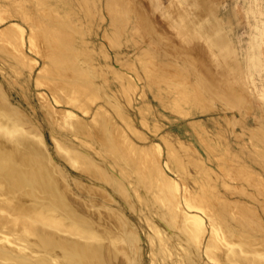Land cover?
I'll return each mask as SVG.
<instances>
[{"label":"bare ground","instance_id":"bare-ground-1","mask_svg":"<svg viewBox=\"0 0 264 264\" xmlns=\"http://www.w3.org/2000/svg\"><path fill=\"white\" fill-rule=\"evenodd\" d=\"M57 1L58 0H55L53 5H51V3L48 5H51V8H56L54 10H57ZM179 1L182 2V4L187 3L188 5L183 8L182 11L176 13V15L171 12L173 14L171 18L172 24L174 23L173 26L176 27L179 32L186 35L185 37L193 38L196 36V38H199L206 44L212 55L215 57L216 65L220 68L218 72H220L223 78V83H219V85L227 83L230 75H233V79L238 77L239 81V76H243L250 79L251 82H254V74L264 71V62H262L260 58L261 50H259L260 42L257 40L258 38L256 36L251 37L247 44V48L245 49L244 61H242L240 60L241 58H238L239 54L227 34V29L224 26L223 21L218 17L213 5L210 3L212 1ZM36 4L44 5L43 3H40L39 0H37ZM63 4H65V2ZM69 7L71 8V6ZM140 7L141 6L139 5L138 8ZM58 8L60 9V7ZM2 9L5 10L4 8ZM73 9L68 11L64 9L66 12H62L65 13L63 17L66 15L65 18H63L65 22L61 21L62 23L64 22L65 26H69V24L72 25L75 20L74 16L78 15ZM17 10L21 16L23 15L25 20H28V36L25 38V30H23V27L16 22H11L2 27L0 29V53L14 59L16 63L19 62V64L21 63L25 66L27 63L31 62L29 57H27L22 50V47L27 43L30 50H35L41 55L40 57L43 58V65L36 73L35 83L38 85L47 84L50 93L57 104H62L59 106H68L67 104H69V102L76 103L79 98L87 100L84 97L89 93L90 95L93 93L100 98L101 104L97 105L94 112H90V108L87 107L89 104H78L77 108H79L82 113H86L85 115L90 116V119H80V117H78V115L72 110L61 108L54 110L48 104L49 101L46 102L47 100H44L42 103V107H44L43 110H45L44 113L48 118V126L51 128L50 134L51 139L53 140L54 151L59 156L58 158L66 165L89 177L90 182L86 183L76 177L68 175L62 166L52 158L51 152L49 151L44 138L42 126L33 121L30 116L18 107V105H13L5 93V89L0 87V264H141L139 234L134 227L135 225H133L132 221L122 211L123 206L121 204L124 203L130 212L140 213L141 207H138L134 201L135 196L142 200L141 204H145L148 214H152L149 212L154 211L155 213H153L156 215L160 213L163 215L166 214V216H168L167 218H170L175 222L178 221L181 225L180 228H182L187 234L186 236H188L191 241L194 240V243L199 247L203 237H201V235L206 229L202 221L203 216L201 217L199 215V212L202 211V209H206L205 206H202L203 208L200 207L202 202L205 201V198L202 195L199 196L197 193H191L186 188L187 186H183L185 187L183 198L188 210L184 211L182 210L184 207H179L178 188L180 186L178 187V183L174 178L169 177V175L165 173L163 166L159 163V158L162 153L161 145L158 142H148V144H143L147 140L144 133L134 127L131 118L129 119L127 115L128 113L126 114L121 104L117 102L112 95L109 93L107 94L106 91H104L103 86L109 85V81L106 79L107 77H104L106 70L103 68L104 66L100 67L94 65V57L91 58L92 55L90 57L89 47L84 46L86 40H83V45H73L74 26L69 28L70 31H63L62 33L58 32L57 17L52 16L49 11L41 10L42 13H39L40 15L36 14L37 16L35 15L36 17H33L29 15L30 13L28 14V11L24 9V6H20ZM118 10L120 9L118 8ZM53 12L55 13L56 11ZM133 12L134 11H132V13ZM138 12L140 11L138 10ZM142 12L144 11L142 10ZM60 13L61 12L59 11V14ZM120 13H122V11ZM122 16L123 17L119 14L115 17L119 26L124 24L125 18H128L127 13L126 16L122 13ZM23 17H21V19H23ZM138 17L140 18V21L143 20L144 24L146 22V25L143 26L145 32L152 30V26L149 24L151 21L147 23V18H145L143 14H140ZM4 19L5 18L0 17V22L4 21ZM114 25L116 26V23ZM118 25L114 30L115 32L118 31L116 34L117 37H120ZM58 26L61 27V25ZM76 26L75 23V27ZM123 26H125V24ZM78 30L79 29L77 28V31ZM260 32L262 38H264V28L260 29ZM77 37H79V34ZM82 39L83 38L80 40ZM118 41L119 40H117V43ZM3 44L11 45L16 50L17 54L10 55L6 48H4ZM111 45L113 47L114 44ZM196 46H198V44ZM199 47L201 46L199 45ZM197 49L200 50V48ZM199 50H197V54H194L195 56H193L196 63L203 55L202 52V55H199ZM145 52L149 53V51H144V53ZM106 54L103 53L102 55L105 59L107 58ZM116 56L119 55L117 54ZM204 56L205 54L203 57ZM203 60L205 59L203 58ZM195 62L193 64V67H195V77H185L184 79L187 81L190 79L195 83L194 89L196 92L193 90L194 93H190L185 90L186 87H184V89L178 87L179 89L176 90V94L178 95V98L180 97V101L189 102L192 98L196 99L194 97H197L198 101L199 99L205 100L202 97H205L203 96L204 93L206 95L208 93L204 91L209 89V93L210 91L213 93L211 96H214V99L220 98L223 100L224 104L228 106L230 105L232 108L233 106H238L240 103L238 102L240 100L238 98L239 96H237L238 94L233 92L234 90L228 91L227 88L224 87H222V89H225L223 92L215 87V92L214 89H212L213 81L211 78L208 79L207 77H202V73L198 71V68L201 67H198L197 65L204 64V61L201 59L202 64L197 65H195ZM107 64L108 63H106V65ZM127 65L132 69V63H128ZM204 65L202 67L205 69ZM11 66L13 70L18 73L20 67L17 65ZM109 66L105 68L108 69ZM148 66L150 67V65ZM163 66L167 65L164 64ZM207 66L209 68L208 62ZM177 67L181 74L185 72L184 68H180L179 65ZM29 69H31V67ZM134 69L135 67L132 70L138 76V73ZM109 70L113 79L120 84L122 90H135L137 87L136 83L133 79L129 78V75H126L128 76L126 77L125 73H123V75L122 72L112 69L111 67H109ZM168 72L169 71H167V73ZM98 74H101L104 78V83L101 82V85L95 81ZM162 74L161 76L158 75L163 78L164 76H162ZM149 75H151V73H149ZM261 79V91H264V78ZM164 80L162 81L164 82ZM184 85H186V83ZM191 88H193L192 85ZM60 92L65 93L66 96L64 97H68V99L65 98L67 102L61 100ZM80 93H85V96L81 95L84 97H79L78 94L80 95ZM95 95L93 97H95ZM192 95H194V97H192ZM91 98L92 97H90V100L92 101ZM262 98H264V95H262ZM90 100H87V102ZM178 100L179 99H177V101ZM172 101H174V99ZM170 105H172V103ZM243 105L244 104L242 103V106ZM174 107L178 108L181 106L179 104ZM144 109L146 110L148 107H144ZM182 109L179 111V108L177 111L182 114L184 113ZM115 116L123 122L126 129L122 128L114 120ZM141 122L143 125L145 124L144 119H142ZM145 125L147 126V124ZM126 130H128V132L141 144L134 142ZM250 134L253 145L257 147L258 150L264 152V120H259V125L255 129H251ZM161 138H163L162 140L166 143V152L164 151L165 161L163 165L173 172H176L177 175L181 174V176H183V173L186 170H184L185 164L180 161L182 158L176 156V150L174 151L175 148L173 149L171 143H169L164 137L161 136ZM205 145L207 146V143H205ZM187 147L188 146L185 148ZM91 152L99 156L101 159H95ZM257 153L259 157L262 155H260L259 152ZM261 157H264V155ZM261 159L262 158L259 160ZM196 163L198 164L197 161ZM261 163L264 162L261 161ZM114 165L120 169V176L116 171L113 172ZM200 165H198V169ZM260 166H264V164H260ZM109 167H112V170ZM124 170H126V174H124L125 172H121ZM254 175L256 176V179L260 180V177H258L259 175ZM95 182L99 184H95ZM153 185H156L157 190L160 191L156 198L167 207V210L164 213V210H161L158 207H153L152 203L154 204V202H150V195L149 198L147 194L145 195L147 190H151ZM141 188L144 189V194L139 192ZM156 192L154 193L156 194ZM154 197L153 194L152 199H154ZM222 205V208H228L230 204L226 201H222ZM155 208H157V210H155ZM227 208L225 209L227 210ZM205 212L206 211H204V213ZM141 213L143 212L141 211ZM211 215L213 216V214ZM236 215L234 216L235 218ZM240 215V218H237L239 220L236 225L238 229L231 225L232 223L230 224L226 221L225 218H227V216L221 215L223 221L222 225H219V227L222 226L224 230L219 229L220 231L216 230L218 227L214 224V218L217 220L219 217L217 218L214 215V218L211 217L208 219L213 226L210 223L212 230H210L209 237L205 242L204 252L211 254L210 249H218L215 242L220 241V244L222 242L225 246V251L220 255H213L214 253H212L213 258L217 260L216 262H221L222 264H264V238H259L261 233L258 237L253 233L256 231L264 233V226H262L264 224H261L259 221L260 219L257 217L256 211L250 209L248 206H241ZM218 216H220V214ZM144 219L146 220V224H148L149 218L145 215ZM151 222L149 224L151 227L150 229L157 234H160L159 227L157 228L158 225L155 226V222H152V224ZM175 222L172 224L175 225ZM176 229L178 230V228ZM165 234L166 233L164 232V235ZM174 235L172 234V236ZM177 237H179L178 234ZM158 238L160 239L159 242H161L159 243V246H161L160 251H169L170 246L167 241L170 240H166L162 236V233L160 236L158 235ZM170 242L172 243V241ZM173 246L172 249L174 248ZM184 247L186 248V245ZM237 247H239L238 250L235 249ZM175 251H177V249H175ZM182 251L183 249L181 252ZM211 251L214 252V250ZM188 252L191 257L190 259L195 257L194 253L191 252V249H189ZM156 253L153 255H156ZM177 253L179 252L177 251ZM182 253L185 254L184 251ZM209 254L206 255L210 256ZM181 256L179 257H184ZM189 256L185 255V258H189ZM162 259L163 257L160 258V260ZM210 260H212V257ZM171 263H173V261ZM173 264H182V262L176 260ZM194 264H199L198 260H196V263Z\"/></svg>","mask_w":264,"mask_h":264},{"label":"rangeland","instance_id":"rangeland-1","mask_svg":"<svg viewBox=\"0 0 264 264\" xmlns=\"http://www.w3.org/2000/svg\"><path fill=\"white\" fill-rule=\"evenodd\" d=\"M39 1L40 3H43L45 7L42 4L37 5L36 4L37 0H17V1L0 0V10H1L0 17L5 18L4 21L0 22V29L11 22H16L23 27V30H25L24 31L25 38H27L29 33V24H28V20L27 19L25 20L23 15L21 16V14L18 13L17 9H19L20 6L21 7L24 6V9L28 11V14L30 13L29 15L33 17L40 15L43 10L49 11L52 16L57 17V31L60 33H62L63 31H70L69 28H72L74 26L72 44L75 46L83 45V40H86L84 46L89 47L90 57L91 55H92L91 58L94 57V61H93L94 65L100 67L104 66L103 68L106 70L104 77L105 78L107 77L106 79H108L109 85L103 86L104 91H106L107 94L109 93L110 95H112L114 99L121 104L126 114L128 113L127 115L129 119L131 118L132 121L131 120L130 121L133 123L134 127L144 133L147 140L143 144H148V142L149 143L158 142L161 145L162 153L159 158L160 159L159 163L161 166H163L165 173L169 175V177L174 178L178 183V187L180 186L178 188L179 189L178 192L180 193V195L178 193V200L180 204L179 207L180 208L181 206L182 208L184 207L182 209L184 211L188 210V208L185 206L186 204L183 198L184 188L186 186H187L186 188L191 193L193 192L197 193L199 196L202 195L205 198V201L202 202L200 207L205 206L207 210L202 209V211L199 212V215L201 217L203 216L202 221L206 229L203 231L201 235V237L202 236L203 237L201 239L199 247H197L196 243H194V240L191 241V239L188 236H186L187 234L182 228H180L181 225L180 223H178V221L175 222L174 220L167 218L168 216H166V214L163 215L162 213L157 214L158 215L157 216L156 214H154L155 213L154 211H153L154 213L149 212L152 214H148V210L146 209L145 204H141L142 200L138 199L136 196L134 197V201L136 202L138 207H141V211L143 212L141 213L140 211L141 214L130 212L126 208L124 203H121L123 206L122 211L132 221L133 225H135L134 227L136 228L139 234L140 249H141V264H152V263L173 264L176 260L181 261L182 264H187L188 261L190 264L192 263L194 264L196 263V260H198L199 264H203V263L222 264L221 262H216L217 260H215V258H213L212 256V253H214L213 255H220L221 253H224L225 246L223 245L222 242L221 244L220 241L215 242V245L218 246V247L216 246L218 249L211 248L210 249L211 254L204 252L205 242L208 239L210 230H212L211 227L213 226L212 223L208 221L209 218L211 217L214 218L215 216L217 218L219 217L217 220L216 218H214L215 219L214 224L216 227H218L216 230L219 229L224 230L222 226L219 227V225H222V221H223L221 215L227 216V218H225L226 221H228L230 224L232 223L231 225L236 227V225L239 222L238 220L240 218L239 216H241L240 215L241 206H248L250 207V209L256 211L257 217L260 219L259 221L261 222V224H264V194H262L264 193V166H260V164H264L261 163V161L264 162V160H262L264 159V157H261L262 155H264V152L258 150V148L253 145V141H251V134H250L251 129H255L259 125V120L260 121L264 120V98H262V95H264V91H261L262 89L261 78H264V76H262L264 75V71L260 70L262 71L261 73L254 74L255 78H254V82L252 81L253 83L251 82L250 79L245 78L243 76H239L240 77V81H239L238 77H235V79H233V75L230 76L228 75L229 78L227 83L219 85V83H223L222 82L223 78L220 72H218L220 68L216 65L215 57L212 55L206 44L199 38H196V36H194L193 38L185 37L186 35L179 32L177 28L173 26L174 23L172 24L171 18L173 14L176 15V13L182 11L183 8L187 7L188 5L187 3L182 4V2H180L179 0H114V1L109 0V2L108 0H64V1L58 0L57 10L59 9L58 7H60L58 12L57 10H54L56 8L54 7L51 8L52 7L51 5H53L55 0L52 1L39 0ZM209 1H212L210 3L213 5V8L215 9L218 17L221 18V20L223 21L224 26L227 29V34L230 37L231 41L233 42V45L235 46L237 53L239 54L238 58L239 59L241 58L240 60L244 61V54L246 51L245 49L247 48V44L251 39V37L256 36L258 38L257 40L260 42V46H259V50H261L260 58L262 62H264V38H262L260 34L261 33L260 29L264 28V0H209ZM64 2L65 4H63ZM50 3L51 5H48ZM60 3L62 6L60 5ZM117 5L120 6L118 7ZM139 5L141 6L140 7L141 9L138 8ZM69 6H71V8ZM113 7L116 8L114 9ZM2 8H4L5 10H3ZM48 8L51 9L49 10ZM69 8L71 10L74 8L73 10L77 12L79 16L78 15L74 16L75 17L74 19L76 21L74 20L72 25L69 24V26L68 25L65 26L64 25L65 21L63 18H65L66 15L63 17L65 13L62 12H66L70 10ZM118 8L120 10H118ZM137 9L140 12H138ZM142 10L144 12H142ZM53 11L56 12L54 13ZM59 11L61 12L60 14ZM121 11L124 16H126V13L128 16V18L127 19L125 18L124 21L125 26H123L124 24H121V26H119L115 19V17H117L119 14L121 15V17H123L122 13H120ZM132 11L134 12L132 13ZM137 14L138 16L140 14H143L145 18H147L146 19L147 23L151 21L149 22V24L150 26H152L151 27L152 30L145 32L143 26L146 25V22L144 21L145 24L143 23V20H141L142 21L141 22ZM21 17H23V19H21ZM61 21L64 22L62 23ZM75 23L77 25L76 27H75ZM115 23L116 26L117 25L119 26L118 30L120 37H117L116 33L118 31L115 32L114 30V28L116 27L114 25ZM58 25H61V27ZM122 26L124 29L122 28ZM77 28L79 29L78 31ZM78 34L79 37H77ZM81 38L83 39L80 40ZM117 40H119L120 42L118 41L117 43ZM111 44H114L113 47ZM197 44L198 46H196ZM5 45L6 44H3L4 48H6V50L9 52L10 55L17 54L16 50L11 45H6V46ZM199 45L201 47H199ZM28 47L29 45L27 43H25V45L22 47L23 53L26 54V56L29 57V59L31 60V62H29L30 64L27 63L25 65L26 67L21 63L19 64V62L16 63L14 59L8 57L7 55L0 53V87L5 89L4 91L13 105L15 106L18 105V107L22 109L28 116H30L33 121L39 123L42 126L44 138L47 147L51 152L52 158L60 166H62L64 171H66L68 175L76 177L82 180L83 182L89 183L90 182L89 177L72 169L58 158L59 156L56 154V152L53 149L54 148L53 140L51 139V134H50L51 128L48 126L49 124L47 121L48 118L47 115L44 113L45 110H43L44 107H42V103L44 100L45 101L47 100L46 102L49 101L48 104L54 110L60 108L68 109L75 112L78 115V117H80V119H84V118L90 119V116L85 115L86 113H82V111L79 108H77V105L82 103H86V105L89 104L87 107L90 108V112L91 111L94 112L97 105L101 104V99L98 98L93 93L91 95L89 93L87 96H85V93L84 94L80 93V95L78 94L79 97L85 96L84 98L87 100H90V97H92L91 98L92 101L90 100L89 102H87V100H83L82 98L81 99L79 98L77 100L78 102L76 103L69 102V104H67L68 106H59L62 104H57L52 94L50 93L47 84L38 85L35 83L36 73L38 72V69H40V67L43 65V58L40 57L41 55H39L38 52H36L33 49H31L33 50L31 51ZM197 48H200V50ZM201 48L204 50H202ZM197 50L200 51V53L198 52L199 55L205 54L204 57L202 55L201 59L202 61H204L203 63L206 65L202 64L201 59L198 60L197 63L194 61L193 56L197 54ZM144 51H149L150 54L152 53L151 56L148 52L144 53ZM103 53L105 54L107 53L106 59L102 56ZM117 54L119 56H116ZM197 57H201V56H197ZM203 58L205 60H203ZM127 62L132 63V69L135 67L134 70L138 73V76L140 78L134 73L132 69L128 67ZM194 62L196 63L195 65L202 64V65H197L198 67L199 66L201 67L198 68L199 69L198 71L202 73L201 74L202 77L204 78L207 77L208 79L211 78V80L213 81L212 89L216 87L217 89L222 90L221 92L225 90L222 89V87L227 88L228 91L234 90L233 92H236L238 94L237 96H239L238 98L240 100L238 102H240L239 104L241 106L238 104V106L235 107L233 106L232 108V106L230 105L228 106L224 104L223 100H221L220 98L214 99V96H211L213 95V93L210 91L211 93L210 94L209 89L204 91L207 92L208 94L206 95L204 93L203 95L207 98V100L205 97H202L206 101L200 99L198 101L197 97H194V95H192V97L196 99L192 98L193 101L191 99L189 102H185V101L181 102L180 97L178 98V95L176 94L177 89H179L180 87H181L180 89H184V87H186L185 90L189 91L190 93L192 92L194 93L195 91L194 89L195 83L192 82L190 79H188V81L184 79L185 77L186 78L192 76L195 77L194 74L195 67H193ZM207 62L209 64V68L207 66ZM106 63L108 64L106 65ZM164 64H166L167 66H163ZM11 65H15V66L17 65L20 67L18 73L17 71L13 70ZM148 65H150V67L152 68H150ZM178 65L180 66V68L185 69V72L183 74L180 73L177 67ZM203 65L205 66V69L204 67H202ZM107 66L111 67L112 69L119 70L120 72H122V74L125 73V76L129 75L130 76L129 78L133 79L134 82L136 83L137 87L135 88V90H128V91L126 90L127 92L122 90L120 84H118L117 81L113 79L109 67L108 69L105 68ZM30 67L31 69H29ZM161 71L163 72V74ZM167 71L169 72L167 73ZM149 73H151V75H149ZM158 74L160 76L162 74V76L164 77L161 78ZM162 80H164V82ZM95 81L96 83L101 85V82L104 83V78L101 74H98V76H96L95 78ZM175 83L176 84L178 83L177 88ZM185 83L186 85H184ZM191 85L193 88H191ZM215 89L214 91L216 92ZM59 94L61 95L60 97L61 100L62 101L65 100V102H67L65 98L68 99V97H64L66 96L65 93L60 92ZM94 95L95 97H93ZM173 99L174 101H172ZM177 99L179 100L177 101ZM82 101H86V102H82ZM177 102L180 104L181 107L178 108L174 107L179 105ZM171 103L172 105L173 104L175 105L172 106L170 105ZM242 103L244 104L243 106ZM144 107H148V109L145 110ZM181 109L184 111V113L182 114L177 111V110L181 111ZM144 111L146 114L144 113ZM142 119H144L145 124H147V126L145 124L144 125L142 124L141 122ZM114 120L122 128L126 129L123 122H121L119 118L115 116ZM126 131L128 132V130ZM128 134L131 136L134 142H136L137 144H141L129 132ZM161 136L164 137L169 143H171L173 149L175 148L174 151L176 150L175 151L176 156L182 158L179 159L181 162L185 164L184 170H186L188 173L184 171L183 176H181V174L177 175L176 172H173L172 170H170L169 168L163 165L165 161L164 153L166 152V148H165L166 143L165 141L162 140L163 138H161ZM205 143H207V146L205 145ZM186 146L188 147L185 148ZM192 147L195 151L192 149ZM257 152H259V154L262 155L259 157ZM92 154L95 159L98 160L101 159L99 156L95 155L94 153ZM252 154L253 155L255 154L257 157L255 155L253 156ZM258 157L259 159L260 158L262 159L257 160ZM196 161L198 162V164L196 163ZM198 165H200L199 169H198ZM110 169L112 170V167ZM113 169H114L113 172L116 171V173L119 174L120 176L119 173L120 169L116 165H114ZM125 171L126 170L121 172L124 173ZM126 173L127 172H125L124 174ZM254 174H256L257 176L259 175L258 177H260V180L256 179V176ZM95 184H99V183L95 182ZM155 188L156 185H153L151 190H147L145 195L147 194L148 198L150 195L149 200L151 199L150 202H154V204L152 203L153 207H158L161 210H164L163 211L164 213L166 212L167 207H165V205L162 202L158 201V199L156 198L157 194H159L160 191L157 190V188L155 190ZM153 191L154 192L157 191L156 194ZM139 192L144 194V189L141 188ZM153 194L155 196L154 199H152ZM117 199L119 200L118 197ZM222 201H226L227 203L230 204L228 206L229 209L227 207H225L227 208V210L225 208H222L223 206ZM155 203L156 204L158 203L157 204L158 206ZM155 210H157V208H155ZM204 211L206 212L204 213ZM211 214H213V216ZM219 214L220 216H218ZM145 215L150 219V221L148 219L149 222L148 224H146V220L144 219ZM235 215L236 218L234 217ZM151 221L153 223L155 222L154 223L155 226L158 225L157 228L159 227L162 236L166 240L172 241V243L170 241H167L170 246L169 251L166 252L160 251L161 246H159L160 245L159 243L161 242H159L160 237L158 238V235L160 236L161 233L157 234L156 232L150 229L151 227L149 224ZM173 222H175V225L172 224ZM210 223L212 226L210 225ZM175 227L178 228V230ZM236 229H238V227H236ZM164 232L166 233L165 234L166 236L164 235ZM155 233L157 236L155 235ZM253 233L256 237H258V235L261 233L262 235L260 234L259 238L260 239L264 238V233L262 232L256 231ZM172 234L174 236H172ZM177 234L179 235V237H177ZM168 235L171 236L169 237ZM149 240L151 241V243ZM186 243H188L190 246ZM185 245L186 248L184 247ZM172 246L174 247L173 249ZM181 248L183 249L185 254L182 253L183 251L181 252L182 250ZM175 249H177V251L180 254L177 253ZM189 249H191V252L194 253L195 255V257H193L192 259H190L191 257L189 256V252H188ZM235 249L238 250L239 247ZM211 250H214V252ZM155 253L156 255H153ZM196 253L199 257L196 255ZM205 253L209 254L210 256H207ZM185 255L189 256V258L188 257L185 258ZM179 256L181 257L184 256V257L180 258ZM159 257L160 258L163 257V259L160 260ZM211 257L212 260H210ZM189 259L193 261L191 262ZM163 260L166 262H164ZM172 261L173 263H171Z\"/></svg>","mask_w":264,"mask_h":264}]
</instances>
